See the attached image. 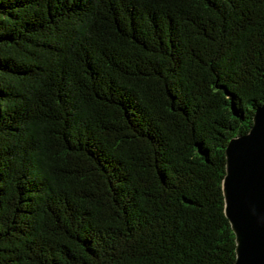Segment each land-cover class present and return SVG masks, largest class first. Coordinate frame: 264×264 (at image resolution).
Instances as JSON below:
<instances>
[{"label": "trees", "instance_id": "trees-1", "mask_svg": "<svg viewBox=\"0 0 264 264\" xmlns=\"http://www.w3.org/2000/svg\"><path fill=\"white\" fill-rule=\"evenodd\" d=\"M263 101L264 0H0V264H232Z\"/></svg>", "mask_w": 264, "mask_h": 264}, {"label": "water", "instance_id": "water-1", "mask_svg": "<svg viewBox=\"0 0 264 264\" xmlns=\"http://www.w3.org/2000/svg\"><path fill=\"white\" fill-rule=\"evenodd\" d=\"M221 187L234 233L232 264H264V101L249 130L228 140Z\"/></svg>", "mask_w": 264, "mask_h": 264}]
</instances>
